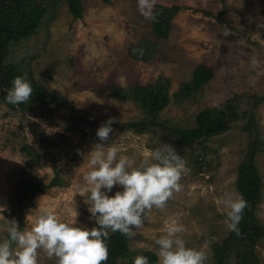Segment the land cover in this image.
<instances>
[{"label":"rangeland","instance_id":"obj_1","mask_svg":"<svg viewBox=\"0 0 264 264\" xmlns=\"http://www.w3.org/2000/svg\"><path fill=\"white\" fill-rule=\"evenodd\" d=\"M82 2V17L74 18L66 1H57L53 9L47 8L36 32L8 51L10 63H28L35 82L51 94L66 96L71 106L29 102L11 109L0 97V207L6 209L4 212L14 210L13 195L21 178L30 177L46 185L56 165L62 183L25 203L22 230L30 228L34 210H52L63 221L76 218L82 227H96L85 202L83 175L89 170L86 154L99 142L98 127L112 119L108 145L136 163L150 151L172 142L167 136L169 130L138 134L121 128V123L143 117L140 108L131 101L93 92L91 87L110 83L126 86L130 81L144 84L161 76L169 81L171 101L159 116L174 125L195 127L196 115L204 110L213 115L230 106L239 113L253 110L260 131L261 144L254 162L261 175L262 195L249 222L264 229V2L157 0V4L182 6L166 38L153 36L150 21L140 15L136 0ZM44 4L50 5V0H44ZM226 29L230 30L227 36ZM143 41L151 44V55L147 59L132 56V45ZM143 52L147 55L146 50ZM252 58L258 60L255 67L250 63ZM199 63L213 67L212 78L176 102L173 93L181 82L191 78ZM74 121L78 131L73 130ZM229 122L228 130L201 143L172 145L186 163L181 190L174 192L164 208L154 207L143 226L134 230L128 241L132 251L156 254L155 239L163 234L165 223L174 220L183 225L185 231L180 235L188 247L206 250V264H219L215 259L217 249L234 253L232 239L226 242L233 231L218 210L217 200L225 191L238 194L236 167L249 152L250 137L244 120ZM24 144L43 155L37 164L21 151ZM117 190L114 187L109 195ZM3 215L0 209V225ZM237 229L241 234L242 225ZM4 236L6 231L0 227V238ZM253 252L257 263L264 264V235L256 241ZM55 261V257L39 252L38 264ZM224 264H235L233 254Z\"/></svg>","mask_w":264,"mask_h":264},{"label":"clouds","instance_id":"obj_2","mask_svg":"<svg viewBox=\"0 0 264 264\" xmlns=\"http://www.w3.org/2000/svg\"><path fill=\"white\" fill-rule=\"evenodd\" d=\"M157 0H136L140 15L155 22ZM230 30H225L227 36ZM133 52L143 55V49ZM258 64L256 58L250 61ZM33 93L27 74L16 76L8 89L5 100L18 106L29 103ZM113 120L109 119L96 130L99 142L86 154L89 170L83 175L85 202L90 219L96 227L77 224L76 218L63 221L52 210H34L30 228L21 230L15 218L2 216L0 227L6 236L0 238V264H38L39 252L48 258L55 257L56 264H105L109 252L107 240L110 232H119L131 238L135 229L143 226L146 217L155 208H164L174 192L181 190L180 180L186 163L171 144L145 154L138 163L118 155L115 146H109ZM117 190L109 195L113 188ZM218 210L224 213L228 228L237 231L242 213L247 206L245 199L232 191H225L217 200ZM3 213L6 210L3 207ZM78 215V213H77ZM185 231L176 221L166 222L163 234L155 239L157 264H206L204 248L188 247L180 235ZM133 264H150L147 256L138 255Z\"/></svg>","mask_w":264,"mask_h":264},{"label":"trees","instance_id":"obj_3","mask_svg":"<svg viewBox=\"0 0 264 264\" xmlns=\"http://www.w3.org/2000/svg\"><path fill=\"white\" fill-rule=\"evenodd\" d=\"M59 0H50V5H45L44 0H0V97L3 102L11 109L22 107L24 104L13 106L5 100L8 89L12 86V80L16 76L27 74V78L31 82L33 93L30 103H40L50 106L70 107L71 103L66 96L54 95L38 85L33 79L28 63L25 62L14 64L8 60L9 49L18 43L21 39L33 35L38 26L41 24L48 9H53ZM68 11L74 18H81L83 13V0H65ZM264 2V0H262ZM181 5H163L156 4L154 12L157 15L155 22L150 21L152 34L155 38H166L172 26L173 18L178 14ZM210 15L211 13H206ZM151 44L147 41L132 45L130 48L132 56L147 59L151 55ZM134 48L146 50L147 55H137L133 52ZM144 53V52H143ZM213 67L205 64H197L193 70L191 78L188 81L181 82L179 89L173 93L176 102H181L191 95L190 91H197L213 76ZM169 81L166 78L158 77L153 82L141 84L137 81H130L126 86L117 83L108 85H93L91 90L107 97L117 98L122 101H131L138 106L143 117L137 120H131L121 123V128L132 129L135 133L143 134L146 132L156 133L159 130L166 132L173 146L177 144L191 146L195 143H201L211 137L224 132L230 128L229 120H244L245 130L247 131L249 141V152L245 158L236 167L235 188L247 202V206L242 213L240 224L242 225V233L238 230L230 234V238L226 240L235 245L231 247L234 253H225L217 249L215 251V259L219 264H224L229 256L233 254L235 264H258L253 247L256 241L264 235V229L259 224L250 223L255 216V209L262 195L261 175L255 165L254 158L261 142L259 138V128L252 109L236 112L231 106L226 110H220L213 115L212 112L204 110L196 115V125L192 128H184L174 125L168 119L160 118V112L170 103ZM231 104V101H229ZM231 118V119H229ZM229 119V120H228ZM73 130L78 131V123L74 121ZM173 134L174 138L170 135ZM43 144L44 141L42 140ZM52 142L48 145H51ZM21 151L26 154L29 160L37 164L41 153L32 149L29 144H24ZM53 160L57 157L54 155ZM54 167V175L46 185L40 180L30 177L21 178L15 188L13 195L14 210L12 212H4L9 219L15 218L19 227L23 228L22 215L25 211V203L38 194L43 193L47 188L58 186L62 183L61 171L56 165ZM132 238V237H131ZM119 232L109 234L107 240L109 257L105 264H133L136 256L143 255L149 258L150 264L157 261L154 252L148 250L132 251L129 248L128 241L131 239ZM134 257V258H133ZM127 261V262H126ZM50 264H56L52 262Z\"/></svg>","mask_w":264,"mask_h":264}]
</instances>
